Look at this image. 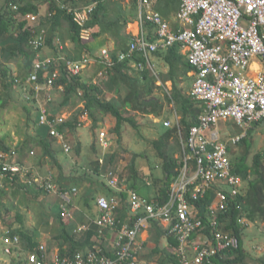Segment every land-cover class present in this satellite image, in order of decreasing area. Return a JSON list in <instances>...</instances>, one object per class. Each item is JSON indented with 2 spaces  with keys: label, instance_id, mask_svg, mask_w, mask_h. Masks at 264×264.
Returning a JSON list of instances; mask_svg holds the SVG:
<instances>
[{
  "label": "crops",
  "instance_id": "crops-1",
  "mask_svg": "<svg viewBox=\"0 0 264 264\" xmlns=\"http://www.w3.org/2000/svg\"><path fill=\"white\" fill-rule=\"evenodd\" d=\"M57 1L59 2L61 10L72 15L66 8V6L73 7L72 5L66 4L63 2L64 0ZM34 3L37 4L41 10L39 12L24 14L18 10V5L15 4L14 0H0V111L4 112L8 110V105H10L12 101H17L19 99L22 102L20 107L26 114L27 119L25 118V120L29 123H33L37 131L36 133L26 131L20 135L18 129L16 130L14 128L11 129L10 134L0 133V138L11 148L10 152H3L0 150V153H5L8 160L20 164L24 170H27L26 174H18L17 179L14 181L8 178L4 172L0 174V199L3 202L0 209V244H4L3 237L6 234L11 235L17 234V231H24V233L29 235L27 239H21L20 234V242L15 245L13 255H10L11 257L9 259L0 256V264H22L19 262L21 260L27 262L26 258L28 259V255L31 252L40 251L42 245L45 249L43 252L47 262H51L57 257H64L62 255L68 256V253H70L72 249H76V252H87L96 246L100 247L106 253L115 255L117 246L121 242L119 230L121 225L126 223L132 224L133 221V214L130 211L128 203L130 191H137L141 195L157 201V196H159L163 187V176H158L156 169L162 168V161L156 156V152L153 150L154 148L149 149L144 142L142 144V146H144L142 150L137 151L139 152L138 160L136 156H132L133 159L128 162L118 160L117 154L119 152L117 151H119V149L114 148L115 145H113V142L116 141V143H118L121 140L114 139L112 134H118L120 138L122 135L114 130L116 123L112 129V134H110L109 130L105 131L104 129L101 130V132H97L96 135L90 133L89 128H91L92 123L94 125V121L88 111L80 116V121H82L83 124L81 123L78 127L73 129V131H71L69 127L65 128L64 141L70 144L71 148L69 151L65 150L63 139L54 137L53 149L56 162L52 157L45 155L40 146L34 147L30 151L27 147H24L27 135H39V133L43 132L37 129V126L40 127L39 125H41L38 121L40 104L37 100L30 98L32 95L30 89L24 90L19 84L21 82L17 81V79L20 81L22 79L27 80L39 61L55 58L56 61L53 62L63 64L68 61L80 59L84 55H88L91 57V63L78 75L82 77L83 83H99L101 78L105 80L109 75L107 66L108 61H103L102 59L103 49L107 48L110 50L112 57L110 61L114 62L113 54L114 52L117 53V51L120 53L121 50L119 48L123 44V42L120 41V37L110 28L103 29L101 34L96 38L92 37L91 31H89V33L83 37V43L73 41L69 23L64 16L55 21L56 25L52 33L53 42L52 44L48 43L49 31L54 25L53 22L50 21L51 18H49V16L52 15V13L48 12L50 11V3L48 0H41L40 2L39 0H34ZM180 3L181 0L177 5L173 2L171 8L168 10L170 5L169 0H157L153 3L152 9L158 11L170 23L173 30H177L182 26L179 20ZM120 5L122 8L121 11L127 12L129 18L122 31L124 39L128 42L129 39L141 34L140 15L147 8L142 5L141 0H138L137 9L134 7L133 0H121ZM85 6L86 3L79 4L78 8L80 9ZM112 6L115 7L114 5ZM28 14L36 15V20L28 18ZM22 22H25L24 27ZM27 30L31 32L27 49L31 52H36V56L32 61L20 50L19 46V36L22 31ZM144 31L148 37H156L154 26L151 31L150 28L145 25ZM41 36H45L44 44L36 48L34 40ZM128 47L129 44L127 48ZM160 49L165 50L166 48ZM181 49L184 54L183 60L187 61V50L183 46ZM149 56L150 57L146 58V68L149 70V75L155 80V82H153L155 85L154 89L162 88L164 90L163 97L165 96V92L171 95L174 81L170 76L171 71L169 65L155 53ZM128 63L130 65V71L133 69L132 73L135 71L134 73H139L140 76L141 73L136 69L139 68L140 65L134 62L133 59L129 60ZM254 64H258V67L255 68ZM50 65L51 63L48 67H45V70L40 71L44 79L45 73L51 74L55 70L61 71L59 66H57L54 71H50ZM252 68L254 71L252 75H254V73H257L260 69V61H254ZM102 72H104V74H102ZM184 72L181 66L177 75H175V80H177L179 88L184 93L191 95L192 89L190 92H186L183 84L188 81L193 84L195 71L192 69L189 70L187 74H184ZM92 79H94V81H92ZM11 80L15 81V84L12 86L6 83ZM26 83L28 86L32 87L30 83ZM50 88V92L52 96H54V102L47 103V106L54 114L62 115L63 112H60L59 109L66 105L79 109L83 106V101L79 98V96L82 95V90L79 91V95L75 94L73 98H79L78 100H73L72 96L67 103H64L67 95L64 86L56 84L53 88ZM3 91H5V93H3ZM45 93H49V90L45 89L42 96L45 95ZM154 96L158 97L157 95ZM102 97L115 101L118 104L122 102L121 96L111 90L105 89ZM46 99L45 95L42 100L43 104L44 101L47 102ZM161 103L163 107L159 110L160 112L158 111L160 113L159 115L154 113L145 114L140 113L138 110H134V116H136L135 118L139 123L138 129L141 128L140 125L145 119H149V117L152 118L153 122H155V125L153 124L155 129L153 130L157 133L155 136L156 139L160 136L158 127L162 125V123L165 125V121H170L171 126L176 125L177 127H182L180 121L183 118V113L180 111V108H178V104L174 100L169 102L166 99L164 100V98L161 100ZM26 107L30 109L33 108V110L31 109L30 111V109L28 110ZM34 109L36 114L33 118L32 113L35 112ZM126 109L128 110L129 108ZM63 114H65L64 116H66L67 121L73 120L76 117V113L73 111H67ZM137 115H141L142 117L140 118L143 120H138ZM105 116H111L115 118L117 122V118L113 114L101 113L98 114L99 118L95 120V128L100 127L98 122L102 121L101 119ZM22 117L24 118V116ZM228 121L225 120L223 122L226 124ZM129 125L137 129L133 125ZM217 133H219V141H228L229 138L226 141L225 137L228 136L229 133L223 134L220 129V123L217 127ZM177 137H179V141L181 142L180 146H177L176 137H173L171 138L170 148L171 146L176 148L175 156L179 160L177 170H180V174L177 175V179L172 186L179 181L185 169L183 167V152H185L186 147L182 143V137L185 136H183L181 128L177 132ZM11 138L12 140H10ZM9 142H11L12 145ZM134 145H137L139 148V142ZM232 147V145L229 147V154L230 152L233 154ZM130 151L133 152V149L130 148ZM13 152H15V154H13ZM108 153L116 154L115 161H111L110 156L112 154L108 156ZM145 153L149 156H145ZM241 157H243V155L236 157V159L240 160ZM160 161L161 165H159ZM194 171L195 166H191L189 174L192 175ZM37 175H41L44 179H47L51 175L52 182L58 187L59 191L67 192L69 198L65 199L59 191H49L43 183L36 182L34 178ZM112 176L119 177L120 181L117 186H111L109 184V180ZM219 185L223 184L212 186L209 190H213L214 188L217 191ZM172 186L168 190L170 192V198ZM248 186V182L243 180L240 188L243 187V191L247 190ZM190 190L191 189H189L186 194L188 199H191ZM88 191H90L89 194ZM124 194H126V196H124ZM101 195H106L109 198L117 197L119 199L120 204L114 212L116 219L119 221L116 225H109L102 228L97 222L104 213L97 203V199ZM90 196L92 197L90 198ZM258 215L259 214H256L255 216ZM245 217L246 218L242 220V223L246 225L244 232L246 229L251 228L248 230L251 233L255 229L257 221H250L246 215ZM246 219H248V221ZM225 222V220L222 222L217 220L216 226L210 223L211 236L207 230L205 231L206 226L198 229L192 237V242L188 244L189 256L191 258L194 256L196 252L194 249L195 244L211 241V238V243L215 242V235L212 237L214 229L218 228L225 233L233 234L232 230L224 228ZM167 232L168 230L165 224L151 220L149 225L139 233L137 236L138 252L136 255L139 264H180L179 258L175 254V248L179 246V242L176 237L168 235ZM244 232L242 238L245 248L246 236ZM30 239L37 244L34 250L28 247V240ZM174 240L177 241V243L174 242ZM245 250L247 251L246 248ZM249 264L254 263L251 262Z\"/></svg>",
  "mask_w": 264,
  "mask_h": 264
},
{
  "label": "built area",
  "instance_id": "built-area-1",
  "mask_svg": "<svg viewBox=\"0 0 264 264\" xmlns=\"http://www.w3.org/2000/svg\"><path fill=\"white\" fill-rule=\"evenodd\" d=\"M156 1L141 0L142 5L148 9L140 15L141 34L133 37L129 49L121 51L118 56L120 60H125L132 58V54L137 52L148 58L159 48L180 42L187 50V60L195 71L191 95L204 102V110L198 123L191 127L188 138L182 137V143L186 147L183 152L185 169L179 181L172 186L171 198L166 203H159L137 191H130L128 203L133 214V223L121 225V242L114 256L103 254V250L96 246L87 252H76L73 256L57 257L47 262L42 245L40 251L28 255V264H139L136 257L137 236L151 220L165 224L167 234L178 240L179 246L175 248V254L180 264H212V257L219 251L239 246L236 235L216 228L213 230L214 243H211V238V241L195 244L196 252L192 258L187 252L194 233L204 227L196 201L203 198L213 185L224 182L231 187L229 192L218 189L217 201L209 206L213 213L212 224L216 226L219 213L228 209L230 198H237L242 184V177L233 170L229 147L241 143L247 136V130L223 142L218 139L219 123L233 120L246 129L254 123L264 125V0H181L179 20L182 26L177 30H173L170 23L158 11L152 9ZM96 4L97 1H94L80 9L65 6L80 24H84ZM27 17L32 20L37 18L32 14ZM147 21L155 27V42L149 40L144 31ZM88 33L89 31L85 30L83 37ZM44 41L45 36L34 40L35 47H40ZM111 58L110 50L103 49L102 59L108 61L107 66L114 64L115 61H110ZM256 60L260 61V69L252 75V64ZM53 61L56 59L49 58L37 62L26 82L32 85L35 98L40 104L39 124L47 125L52 136L64 141V133L59 127L67 122V118L54 114L47 106V103L54 102L50 87L56 85L62 73L59 70L51 74L45 73V82L39 81L40 71L45 70ZM90 63L91 57L88 55L68 61V76L80 74ZM17 81L20 82L19 79ZM45 89H48L49 93H45L47 102L44 101L43 104L45 95L42 94ZM164 123L171 126L170 121ZM64 146L67 151L71 148L65 141ZM0 162L3 163L4 173H27L20 164L8 160L5 153H0ZM191 166H195L192 175L189 174ZM10 178L13 179V176ZM34 180L43 183L49 191H59L52 182L51 175L47 179L37 175ZM119 181V177L112 176L109 184L117 186ZM189 189L191 199L186 196ZM59 192L65 199L69 198L67 192ZM97 203L104 211L97 220L102 228L119 223L114 214L120 204L117 197L101 195ZM3 242L5 252L13 255L14 247L20 242V238L7 234L3 237Z\"/></svg>",
  "mask_w": 264,
  "mask_h": 264
},
{
  "label": "trees",
  "instance_id": "trees-1",
  "mask_svg": "<svg viewBox=\"0 0 264 264\" xmlns=\"http://www.w3.org/2000/svg\"><path fill=\"white\" fill-rule=\"evenodd\" d=\"M40 1L41 0H39V2ZM48 1L50 3V11L48 12L52 13L49 18H51L50 21L54 24L49 31L50 34L48 35V43L52 44L53 42L52 33L53 28L56 25L55 21L64 16L69 23L73 41L83 43V33L85 30L91 31L92 37L96 38L101 34L103 29L110 28L114 31V33H116L118 37H120V41L123 42L119 49L121 51H127L129 49V47L127 48V46L130 43L129 41L132 39H129L128 42H126L122 34L123 28L129 18L127 12L125 13L121 11V0H64L63 2L72 5L74 8L78 7L79 4L86 3V5H89L92 2L97 1L96 7L91 13L90 18L84 24H80L75 19V16L73 14H67L65 11L61 10V7L57 0ZM14 2L16 5H18V10L24 14L29 12H39L41 10V8L34 3V0H14ZM133 2L134 7L137 9L138 0H133ZM173 2H175L177 5L180 0H169L170 5L168 7V10L171 8ZM112 5H114L115 7H113ZM25 22H22L23 27ZM146 25L152 31L154 25L149 21L146 22ZM30 36L31 32L29 30L22 31L19 36V46L20 50L26 54L30 61H32L36 56V52H31L27 49ZM148 39L154 42L156 41L155 36H149ZM181 47L182 43L176 42L173 45L166 47L165 50H161L159 48L156 52H154L169 65L171 71L170 76L174 81V86L171 89V95L166 92L164 97L154 96L155 85L153 82H155V80L148 73L149 70L146 68V57H144L142 53L134 52L131 56L132 58L128 57L125 60H120L118 56L119 52L117 51L118 54L114 52L113 57L115 62L114 64H112V66H108V78L105 80L104 78H101L99 83H83L82 77L80 75L69 77L67 62L63 64L53 62L51 63L49 68L50 71H54L56 67L59 66L61 70L62 76L56 84L63 85L65 91L67 92L64 103H67L73 96V94L79 95V91L82 90V95H80L79 98L83 101V106L76 113V117L73 120H69L64 124H61L59 129L63 133L65 131V128L67 127H69L71 131H73V129L78 127L81 123L83 124V122L80 121V116L83 115L84 112L88 111L91 118H93L94 125H96L95 120L99 118L98 114H113L117 118L114 130L122 135L123 127L126 124H131L134 127L139 128L138 121L136 120L135 116L131 114L132 111L138 110L140 113H154L156 115H159V110H161V108L163 107V104L161 103V100H163V98L164 100L166 99L169 102H172L174 100L178 104V108H180V111H182L183 113V118L180 121L182 127H177L176 125L166 127L162 123V125L158 127L160 136L157 139L155 138L152 140V146L156 152V156H158V158L162 161V169L164 171L162 191L159 193V196H157V201H159V203L168 201V199L170 198V192L168 190L177 179V175L180 174V170H177V167L179 166V160L175 156L176 148L173 146H171L170 148L171 138L176 137L177 146H180L181 142L179 141V137H177V132L181 128L183 136L188 137L191 127L194 124L198 123L199 116L204 110V102L194 98L190 94L184 93L179 88L177 80H175V75H177L181 66L185 71L184 74H187L189 70L193 69L188 60H183L184 54L182 53ZM131 59H133L134 62L140 65V69L136 68L137 71L141 73L140 76L139 73L134 74L135 71L132 73L133 69L130 71V65L128 62ZM44 80L45 79L42 73H40L39 81L41 83H44ZM20 82L21 83L19 84L24 90L30 89V92L32 94L30 98L36 100V98H34V89L27 85L26 80L22 79ZM6 83L12 86L13 84H15V81L11 80L7 81ZM105 89L114 91L119 94L122 98L121 104L102 97ZM126 108L129 109L127 110ZM130 108L132 109V111ZM26 109L29 110L30 108L26 107ZM31 109L33 110V108ZM39 126L40 127L37 126V129L42 131L43 133H39V135H29V137L26 138L24 142V147H27L30 151L34 147L40 146L43 150V153L47 156L52 157L56 162L53 149L55 136L51 135L50 128L48 126ZM243 142L250 146V140L247 136L241 143ZM0 150L3 152L11 151V148L1 138ZM248 154L249 151L247 149L246 153L243 155V157H241L240 160L233 161L232 159L234 172L242 177V181H247L249 184L247 192L245 193L244 190L242 191L243 187H241L237 198L235 200H231L230 198L228 209L224 212H221V214L219 215V221H226L224 228L232 230L233 234L238 237L239 246L236 248H225L219 251L212 257V264H249L247 260L249 254L244 248L242 238L243 231L246 225L242 223V220L246 218L245 215L250 221H257L258 218L264 219V151L257 153L254 156L252 164H248ZM144 155L149 156L147 153H145ZM115 156L116 154H112L110 156L111 161H115ZM2 172L3 163L0 162V174ZM5 175L8 178L13 176V179L10 178L13 181L18 177V174L15 175L12 173H5ZM221 184L223 185H219V189L223 190L224 192H229L231 190V187L227 183L222 182ZM228 187H230V189ZM215 191L216 190L214 188L213 190H208L203 198L196 201V205L199 209V214L203 218L204 226H206L205 231L207 230L210 236L211 221L207 214V208L208 205L214 201ZM124 196H126V194H124ZM91 197L92 196H90V198ZM2 204L3 202L0 199V209L2 207ZM256 214L259 215L255 216ZM248 219L246 220L248 221ZM16 233L17 234H11V236H19L20 238L21 234V239H27L29 236L24 233V231H17ZM174 242L177 243V241L175 240ZM28 247L29 249L34 250V248L37 247V244L32 239H30L28 240ZM76 251V249H72V251L68 253V256H73ZM103 254L114 256L111 253H106L104 251ZM62 256L65 257L66 255ZM257 261H260L262 264H264V259H257ZM19 262H21L22 264H27L26 261L21 260Z\"/></svg>",
  "mask_w": 264,
  "mask_h": 264
},
{
  "label": "rangeland",
  "instance_id": "rangeland-1",
  "mask_svg": "<svg viewBox=\"0 0 264 264\" xmlns=\"http://www.w3.org/2000/svg\"><path fill=\"white\" fill-rule=\"evenodd\" d=\"M172 14H175V13H172ZM255 68H257V67H255ZM157 69H158V67H157ZM134 74H136V73H134ZM92 81H94V79H92ZM183 85H184L185 91L190 92V90L192 89V83H189V81H188V82H185ZM3 93H5V91H3ZM155 95L163 97L164 90L162 88H156L155 89ZM74 96H75V94L73 95L72 99L74 98ZM78 99L76 98L73 100H78ZM21 104H22V102L18 99L17 101H12L10 103V105H8V108H7L8 110H5L4 112L0 111L1 112L0 113V133L10 134L11 129H14V128L16 130L18 129V132L20 135L26 131L27 132L31 131L34 133L37 132L35 130L36 128H35L34 124L29 123L25 120L26 114L23 111V109L20 107ZM74 108L75 107H70V105L69 106L66 105L65 107H62L61 109H59V111L63 112V113H66L67 111H71V112L73 111L74 113H77L79 111V108H77V107L75 109ZM34 111H35V109H34ZM63 113H62V115H65ZM35 114H36V111L32 113L33 118H34ZM131 114L135 115V112L132 111ZM22 116H24V118ZM140 117H142V116L137 115L138 120H143ZM101 120L102 121L98 122V124L100 126L98 128H95V125H93V123H92L91 128H89L90 133H93L96 135L97 132H101V130L104 129L105 131L109 130L110 134H112V132H113L112 129L116 123V119L111 117V116H105ZM153 124L155 125V122H153L151 117H149V119H145L143 121V123L140 125L141 126L140 129L132 128L129 124H126L122 130V137H121L122 139L120 138V136L118 134L113 133L112 136H114V139L121 140L118 143H116V141L113 142L114 143L113 145H115L114 148L119 149V151H117V152H119L117 154V157H118L117 159L123 160L124 162H128L129 160L133 159L134 156H136V159L138 160L139 159V152H137V151L142 150V147H144V146H142L143 142L146 144L147 147H149V149L150 148L153 149L152 140L155 139V136L157 135V133H155V130H153V129H155L153 127ZM43 126H47V125H43ZM28 128H29V130H28ZM93 128H95V129H93ZM220 129L222 130L223 134L229 133V135L225 137L226 139L224 138L226 141L228 138H230L233 135L244 132L246 130L248 131L247 137L250 140V143H249L250 146H248L245 142H243L241 144L239 143L240 145H238V146L237 145L233 146L231 148V149H233L232 150L233 154L230 152V157H231V159H233V161L237 160L236 157H238V156L240 157V156L244 155L248 149V151H249V154H248L249 155L248 156L249 162L248 163H252L254 156L257 153L264 151V125H262L261 123L252 124L246 129V127H239L233 120L228 121V123H226V124H225V122L221 121L220 122ZM28 137H29V135H27L26 138H28ZM10 140H12V138ZM138 142H139V148L137 147V145H134V144H138ZM9 143L11 144V142H9ZM118 145H119V147H118ZM147 147H146V149H147ZM130 148L133 149V152L130 151ZM111 154L108 153V156ZM159 165H161V161L159 162ZM156 171H157L158 176L159 175H161V177L164 176V171L162 168H158V169H156ZM145 192H147V191H145ZM244 192L246 193L247 190H244ZM250 229H246L245 232L243 231L245 233V236H246L245 242H246L247 247L245 246V248L247 249V253L249 254L247 260L249 261V263L253 262L254 264H262L260 261H257V259H264V219L258 218L257 224L255 225V229L253 230V232L250 233V231H248ZM5 236H7V234ZM191 241H192V239L190 240L189 244L191 243ZM4 245L5 244H0V256L9 259L11 256L4 252ZM187 252H188V248H187ZM26 260H27V258H26Z\"/></svg>",
  "mask_w": 264,
  "mask_h": 264
},
{
  "label": "clouds",
  "instance_id": "clouds-1",
  "mask_svg": "<svg viewBox=\"0 0 264 264\" xmlns=\"http://www.w3.org/2000/svg\"><path fill=\"white\" fill-rule=\"evenodd\" d=\"M213 186H216V185H213ZM216 191H215V196H214V201L213 202H215L216 201ZM212 202V203H213ZM212 203H210L209 205H208V211H207V214H208V217L210 218V223H212L213 222V213H211V211L209 210V206L212 204ZM221 213H219V215H220ZM219 215H218V217H217V220H219ZM203 228V227H202ZM201 229V228H200ZM198 231V230H197ZM214 236V234L212 235V237ZM27 264H28V259H27ZM206 264H208V263H206Z\"/></svg>",
  "mask_w": 264,
  "mask_h": 264
},
{
  "label": "bare ground",
  "instance_id": "bare-ground-1",
  "mask_svg": "<svg viewBox=\"0 0 264 264\" xmlns=\"http://www.w3.org/2000/svg\"><path fill=\"white\" fill-rule=\"evenodd\" d=\"M255 67H258V64H254Z\"/></svg>",
  "mask_w": 264,
  "mask_h": 264
},
{
  "label": "water",
  "instance_id": "water-1",
  "mask_svg": "<svg viewBox=\"0 0 264 264\" xmlns=\"http://www.w3.org/2000/svg\"><path fill=\"white\" fill-rule=\"evenodd\" d=\"M90 193V191H88V194Z\"/></svg>",
  "mask_w": 264,
  "mask_h": 264
}]
</instances>
